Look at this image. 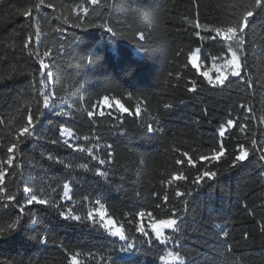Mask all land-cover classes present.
<instances>
[{"label":"trees","instance_id":"obj_1","mask_svg":"<svg viewBox=\"0 0 264 264\" xmlns=\"http://www.w3.org/2000/svg\"><path fill=\"white\" fill-rule=\"evenodd\" d=\"M249 2L0 0V196L15 194L0 199V227L20 220L0 236V264H264V10L243 34L239 77L213 87L189 62L197 49L206 65L225 54L216 31ZM104 98L129 111L99 113ZM241 146L249 156L234 165ZM205 171L217 175L195 183ZM24 188L50 205H27ZM98 205L125 240L88 218ZM69 209L81 219L59 215ZM140 213L178 225L161 244L136 231Z\"/></svg>","mask_w":264,"mask_h":264},{"label":"snow or ice","instance_id":"obj_2","mask_svg":"<svg viewBox=\"0 0 264 264\" xmlns=\"http://www.w3.org/2000/svg\"><path fill=\"white\" fill-rule=\"evenodd\" d=\"M97 2V0H92V3L95 4ZM255 8H260L261 10H264V0H250L249 4L246 6V10L243 12L241 18H240V22L233 27H228L226 29V31H221V30H217L216 31V35L220 36L222 39L228 40V41H236L238 45L243 46L245 43V39H244V32L246 27L249 24V18L253 16V10ZM85 12H87V9H84ZM25 15H30V13H25ZM197 27H199V25H197ZM108 32H112L113 30L111 28L107 29ZM115 35V33H113ZM197 36L200 35L199 32L196 33ZM141 39H143V36L141 35ZM197 52H199V49H197L196 51L192 52L191 55L189 56V62L191 60H195L196 62V58H197ZM230 58L226 59L225 64L226 66H228V71H219L220 76L217 79V76L215 79H212L211 77L208 76V73L203 72L201 73V75L204 76V78L207 80V83L213 87H221L224 86L226 81H228L229 76L231 77H239L241 75V59L240 56L238 55V50H234L232 47H229L228 49ZM45 55H47V53H45ZM191 63V62H190ZM192 64V63H191ZM41 67L44 68L46 67L43 62H41ZM193 67V65H192ZM196 67H197V63H196ZM193 67V68H196ZM43 74V73H42ZM197 89V84L195 82L192 83V86L188 89V91H196ZM45 100L47 101V97H45ZM117 107L119 108L121 113H125L128 112L129 110L126 109L122 104H120L119 101H116ZM47 103H45V107H47ZM165 108H169L171 107L170 105H164ZM89 116L92 115L91 112L88 113ZM137 115H139V109H137ZM228 126L231 127L233 125V121L232 120H228L227 122ZM33 127V117L29 116L28 117V123L27 126L23 127L20 130V135L24 136L25 134H27L28 136L32 135V129ZM243 129V126H242ZM146 131L148 133H152L154 131L152 125H148ZM61 135H67V136H72L73 133L70 129L66 128V127H61L60 129ZM225 135V129L221 128L220 132H219V136L223 137ZM53 143H56V141H53ZM64 144L70 148V149H74L75 151H79V152H84L85 149L82 147H78V146H74L72 143H70L68 140H64ZM17 147V144H13L11 147L8 148V152L12 153L13 150ZM88 154L91 156L92 155V149L89 148L87 149ZM225 152V149L223 146L220 147L218 152H213L212 156L210 157L211 160H217L220 156H222ZM249 156V152L247 150H245V148L243 146L240 147L239 149V154L235 155V159L233 161V164L235 165L237 162H242L244 161L247 157ZM93 159H96L95 156L92 157ZM49 159H51V157H49ZM201 159H207L206 157H201ZM9 164L12 163L11 157L9 158L8 161ZM57 163H62L61 161H57ZM99 163L102 165L105 163L104 160H100ZM177 163L179 164L180 161H177ZM189 163H191V159H189ZM65 167H69V165H65ZM80 168H87L88 165L87 164H80L79 165ZM98 175H105V173L103 172H98ZM217 173L216 172H209V171H205L203 172L200 176H198L196 178L195 183L199 184L200 181L204 178L207 177L208 180H212L216 177ZM3 176V172L0 171V177ZM181 179L183 177H180ZM64 188V197L67 198L68 197V189H69V185L67 183H65L63 185ZM24 192L29 194V197L27 198V205H33V204H37V205H50V201L43 199V198H39L36 194H33L29 188H24ZM5 193V189L3 187H0V194H4ZM177 195H181L180 192H177ZM6 198L7 201L11 202L15 199V194L12 195H3L0 196V199H4ZM99 203V202H98ZM101 207H103V205H101ZM59 215L62 218L65 219H69L72 221H79L81 219L80 216L78 215H73L72 214V210L69 209L67 212L65 211H60ZM92 212L90 211L88 213V218L92 219ZM99 215L101 216V218L103 219L104 217V213L100 212ZM141 216H143V213H140ZM151 215V213L149 214ZM20 224V220L17 219L16 221H14L13 223H10L7 225V227H0V236H3L7 233H11L14 232L17 229V226ZM107 224L108 225H112L113 221L112 220H107ZM178 225V221L177 219L174 218H169V219H159V220H154L151 223V229L152 231L155 233L156 239L161 243L164 244L167 240L168 237L164 235V230L165 229H175L176 226ZM137 232H143L144 229L141 228H137L136 229ZM111 236L113 237H119L120 240H125V235L124 232L121 230V228L116 227L114 231H111ZM44 241H42L43 243ZM132 247L131 244L128 245V249H130ZM125 249V250H128ZM171 255V253H170ZM163 259V258H161ZM70 264H78V261L75 259V257H71L70 258Z\"/></svg>","mask_w":264,"mask_h":264},{"label":"rangeland","instance_id":"obj_3","mask_svg":"<svg viewBox=\"0 0 264 264\" xmlns=\"http://www.w3.org/2000/svg\"><path fill=\"white\" fill-rule=\"evenodd\" d=\"M218 37L223 41V44L227 49L225 54H223L217 58H211L209 64L206 65L205 63H201L199 61V54H200V51H199V52H197L196 62L194 59L190 61L192 63L191 65H193V67H196V63H197L196 69L199 72V74L206 72V73H208V76L211 77L212 79H215L216 76H217V79L219 78V76H220L219 71H225V72L228 71V66H226L225 61H226V59L230 58V55L228 52L229 47H232L234 50H238V52L240 49V45H238L236 41H228V40L222 39L220 36H218ZM229 77H231V76H229ZM96 109L99 113H102L106 110H117L120 112L119 108L117 107L116 101L111 100V99H106V98L102 99L99 102ZM125 113H127V112H125ZM223 129H226V128H223ZM62 138H63V141L68 140L70 143L73 140L72 136H67L66 134L63 135ZM69 199H70V190L68 189V197L65 198V200L67 201ZM100 212L104 213L103 219L99 215ZM92 214H93L92 220L99 222L105 228V230L108 231L109 234L111 233V231L115 230L116 226L114 223L112 225L107 224V220H109V218L107 217V214H106L103 207L98 205L96 207V209L92 211ZM140 220L142 221L141 227L145 230L146 226H148L147 228L153 233L154 237L156 238L155 233L151 229V223L153 221H146V219L143 216L140 217ZM124 257H128V254H124ZM166 262L167 263H174V262H177V259L173 256H168V258L166 259Z\"/></svg>","mask_w":264,"mask_h":264}]
</instances>
